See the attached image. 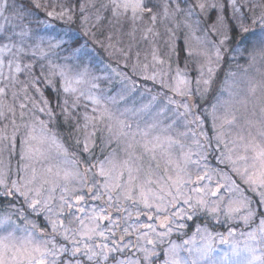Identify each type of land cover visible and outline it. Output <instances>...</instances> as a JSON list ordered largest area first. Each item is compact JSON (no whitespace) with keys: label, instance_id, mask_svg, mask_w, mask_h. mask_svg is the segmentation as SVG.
<instances>
[{"label":"snow or ice","instance_id":"1","mask_svg":"<svg viewBox=\"0 0 264 264\" xmlns=\"http://www.w3.org/2000/svg\"><path fill=\"white\" fill-rule=\"evenodd\" d=\"M32 2L36 8L41 7L37 0ZM181 2L183 0H162V2L161 0H104L100 8L105 15H101L100 10L97 9L96 23L93 27H98L102 20L107 19L110 27L119 25L117 31L127 26L130 29L129 35H133L137 29H140L142 38L148 40L149 36L155 38L159 35L155 30L158 22L174 21L178 13L186 11V15L191 16L195 8L201 11L217 10L215 20L205 32L204 38H198V44L204 47L210 33L221 36L218 42L212 43L215 62L219 63L223 58L222 49L231 43V33H250L244 10L247 8L251 11L259 6L251 3L250 0H216L211 4L204 0H197L194 6H189L185 10L181 8ZM7 3L8 0H0V119H7L8 113H15V107L7 102V96L11 89L21 83L18 74L26 78L22 89L25 99H30L27 93L29 88H33L43 100L44 107L39 110L44 112L49 104L43 99V93L38 86L41 83V77L45 75L43 70L36 75L33 72V63H23L24 57L29 53V49L25 47V38L30 35L27 25H23L25 10L21 6L19 9H14L12 15H6ZM95 6L96 0H85L79 3V13L82 24L86 26V35L90 30L87 25L91 23L88 10ZM73 15V8L64 3H53L51 10L47 11L48 17L61 20L67 18L71 21ZM196 23L199 25L200 22ZM251 23L259 24L264 33V14L252 19ZM167 31L173 33L174 38L175 29H167ZM107 38L112 39L111 35ZM38 39L43 42L45 37L40 36ZM53 39L55 38H48L50 48H58L63 43L62 40L52 43ZM259 43L260 54L264 56V36ZM230 50L234 55H243L248 48ZM76 51L79 50L76 49ZM187 52L188 56L194 55L191 47L187 49ZM195 54L207 56V50ZM32 55H35L34 51ZM152 60L159 65L165 63L158 57L155 49L152 52ZM212 65L211 56H207L206 63L199 65L197 69L199 75L194 81L195 89L193 80L188 76L187 65L184 69L177 67L172 75H169L170 68L168 71L160 69L158 72H153L151 76H146L145 79L160 83L174 96L186 98L198 92L201 85H209L215 72ZM49 67L50 69L58 68V71L51 72V75L61 78L59 90L72 97V108L77 107L81 98L90 101L92 105L102 104V97L92 92V89L97 88L95 83H91L90 87H83L90 83L87 79V71L70 75L64 66L50 64ZM5 68H7V74L4 71ZM44 82L51 84L52 80L46 79ZM258 90L264 98V80L259 83H253L250 80L248 95L255 96ZM17 96L18 93L12 91L14 100ZM153 99L155 100L156 97ZM166 99L168 104L183 107L186 112L190 111L186 100L177 102L172 96H166ZM247 102V97L239 102L244 105L245 112H247ZM223 105V122L230 125L236 123L237 116L232 111L230 101H224ZM68 106L69 100L64 99L61 111L65 114L66 122L73 118ZM19 107L23 110L26 105L20 103ZM33 107H36L34 102ZM92 112L96 113L97 107H93ZM261 113L258 121L249 116L244 118V125L241 127L246 126L247 131L246 135L239 136V146L243 150V155L238 159L244 161L245 167L243 171L239 168L234 169L254 192L257 189H264V109ZM47 115L52 118L54 110L48 108ZM250 115L255 116V111ZM23 116L24 113L21 112V119ZM105 118L113 119L107 109L101 111L98 116L85 113L83 125L76 126L77 130L84 133L82 139H77L76 143L89 156L92 155L96 146H99L103 152L113 142L116 143V147L112 148L108 155L103 159H97L96 163L88 164L83 171L79 168L78 160L71 161V167L67 166V160L63 164L44 166V162L50 159L52 146H55L57 153L65 157H67V150L57 142L55 137L47 135L43 121L39 122V133L33 122L32 125L27 126L26 136L20 140V161L23 163L18 169L20 173L18 179L11 180L9 183L4 161L0 159V196L22 197L27 210L36 215H43L45 219L44 226L40 227L34 221L27 220L21 213V217L25 219V227L20 228L11 216L0 218V264H83L79 258L81 255L94 264H105L108 261H111V264H142L141 259L131 258L132 249L144 253L143 260L148 261L154 253L143 245H139V241L144 240L147 244H152L153 241L149 239V235L155 232V227L152 223L140 224L141 215H146L148 221H153L156 218L155 214L175 209L171 212L173 217L183 216L186 214V209L178 207L181 201L190 208L194 207L191 203L193 197L184 192L185 186L205 179L211 180L212 177L205 172L204 175H198L195 181L192 180L186 168V164L191 160L190 154L182 153L179 156L176 154L175 146L179 144V141L161 134L153 135L157 127L155 123L143 129L137 125V128L133 129L130 123L117 119L115 125L107 126L108 136L97 145L94 139L96 133L89 132L88 129L90 126L94 127L95 122ZM12 123L15 125V120ZM14 140L15 132L11 139L6 134L0 135V156L5 151H9V155L13 154V151L9 149L10 147L12 150L15 149ZM228 160H231V156ZM232 163L235 164V161ZM37 165L41 166L37 167ZM93 169L95 172L92 171ZM206 189L207 186L203 189L194 188L191 191L201 193ZM258 194L261 198L259 204L264 207V191H259ZM212 195L215 193L213 192ZM169 197L171 199H168ZM89 200L102 201V205L88 206ZM196 203L204 205L205 201L201 198ZM235 203L239 206L230 207L229 212L249 208L247 201ZM261 215L264 216V213ZM133 216L136 221L135 226L129 224ZM254 216L255 212L249 209L244 217L245 222L253 219ZM167 222L168 217H165L160 226L163 227ZM121 229L118 242L115 237L117 231ZM258 230L264 235V218L260 219ZM133 233L137 234V242L123 243L125 238ZM249 235L252 239H256L254 233ZM108 241L111 242V246ZM233 254L239 253L234 250ZM121 255L124 256L123 259L120 258ZM253 259L259 258L253 257ZM247 264H251V261Z\"/></svg>","mask_w":264,"mask_h":264},{"label":"rangeland","instance_id":"2","mask_svg":"<svg viewBox=\"0 0 264 264\" xmlns=\"http://www.w3.org/2000/svg\"><path fill=\"white\" fill-rule=\"evenodd\" d=\"M72 1L73 0H59V2L57 0H37V2L41 4V7L36 8L32 0H8L6 5L8 9L6 15H12L14 9H19L23 6L25 10V20L23 21V25H27L30 30V35L25 38V47L29 49V52H35L38 50V52L35 53L41 54L43 48L49 47V37L55 38L51 41L52 43H55L57 40H62L63 42L65 40L64 36L59 31L58 24L55 25L52 23L61 19L48 17L47 11L51 10V5L53 3H64L71 6ZM263 1L264 0H250L251 3H255L259 6L251 11L247 8L244 10L247 15L246 23L249 29L260 26L259 24L253 25L251 21L252 19L259 17L258 15H254V11L261 8ZM204 2L208 3V0H204ZM185 6L188 8L190 5L188 4ZM199 10L200 9H198V11ZM214 12L216 18L217 10H214ZM104 21L106 22L107 19L103 20V22ZM17 23L20 22L17 21ZM38 23L41 24V27L39 25L37 26ZM163 24H166V27L172 26L171 23L167 21L158 22L155 26V30L157 32L166 33L167 31L164 29L166 27H163ZM118 28L119 25L111 29L115 34L114 36H118V42H125L124 40H126V42L129 43L134 37L138 36V38H142L140 29H137L133 35H129L128 32L130 29L125 26L120 30L123 33V35L120 36L118 35ZM16 31H19V29H16ZM211 34L212 33L209 34L208 42H206L204 47H200V49L203 51H205V49L207 50V56H211L213 60L212 67H214L216 72L219 63L215 62L212 43L218 42L222 37L215 35L216 38L213 39ZM40 36L45 37L43 42L38 39ZM87 36L90 38L94 46L100 47L104 51H109L111 45L109 46L108 42H104L101 38L94 36L92 32L91 35L87 34ZM255 36L257 38L255 39L256 43L254 45L255 49H253V55L254 58L257 59L253 61L254 69L249 70V61L252 60L249 55L245 65L240 63L237 67L235 66L236 74H229L231 76L225 75L221 81L219 80L220 84H217L215 83L214 72L209 85H201L198 92L193 96L186 98L174 96L167 88H164L160 83H156V85L159 86L158 89L153 85V80L145 79L146 76H150L149 74L138 76L135 73L133 75L138 77V80H140L143 85L140 82V84L136 81L134 82V78L131 74H128L125 77V81L121 83L111 96L108 95L110 91H106V94L102 93L104 91L100 90V84H103L102 82L105 80L111 79L110 71L106 68H101V62L94 55V50H86L84 48L85 42L83 41L77 43L74 42L72 52L69 50L67 51L68 56L59 59L55 58L54 62H51L53 65L64 66L70 75L87 71V79L90 83L83 87H90L91 83L97 85V88L92 89V92L97 96L102 97V104L99 106L92 105L90 101L81 98L77 107L72 108V97L63 93L61 90L63 101L64 99L69 100V112L73 114V118L76 117L78 119L80 117L79 125H83V116L85 113L90 116H98L104 109L110 111L111 109L108 107L109 103H115L120 97H126V95L131 94V92H129V85L134 82V84L140 88L139 93L133 95L138 99L135 100L134 98L124 107L118 108L119 110L117 111L123 113V115H127V117H129L128 119H131L128 121L133 129H136L137 125L143 129L147 125L155 123L157 127L153 131V135L161 134L162 136L171 137L174 140L179 141V144L175 146L176 154L178 156L182 153L190 154L191 160L186 164V168L188 173L191 174L193 181L196 180L198 175H204L205 172H208L212 177L211 180L205 179L199 183L188 184L185 186L184 192L186 195L193 197L191 203L194 205V207L190 208L188 205L183 204L182 201L178 204V207L186 209L185 215L173 217L171 212L175 211V209L155 214L156 218L153 221H148L146 215H141L139 221L140 224L152 223L155 227V232L149 235V239L153 241L152 244H147L144 240L139 241V245H143L154 253L149 257L148 261L143 260L144 253L137 252L134 248L132 249L131 258L141 259L142 264H247L248 261H251V264H264V235L258 230L260 219L264 218V216L261 215L264 213V207L259 204L261 198L258 193L259 191H264V189H257L256 192L252 191L251 187L244 183L240 175L234 170L235 168H239L243 171L245 167L244 161L238 159L239 156L243 155V150L239 146V136L246 135L247 131L246 126L244 128L241 127V125H244V118L245 116H249L251 119L258 121L262 114L261 110L264 109V98H262L261 92L258 90L255 96H249L247 92L250 80L253 83H259L264 80V56H262L259 51V41L261 37L264 36V33H262L261 30H258L256 31ZM198 38L202 39L204 36H198L194 33L188 34L187 39L189 42L191 41V43L189 44L187 42L186 50L191 47V49L194 48L195 52L199 53ZM66 41L68 40H65V42ZM91 42L89 41L90 45ZM35 45L39 46L34 47ZM133 47V53L145 58L147 60L146 63L152 66V69H157L158 67L162 69L165 65V63L163 65L156 64L152 60L153 49L156 50L158 57L163 60V56L159 49L160 47L157 44V39H153V37L149 36L148 40L142 41V46L136 44L135 46L133 45ZM115 48L116 50L114 51L119 55V52L121 51H119L117 47ZM233 48H237V46ZM76 49L79 51H76ZM126 49H129L128 46H125V51ZM52 50H54V48H52ZM223 52L224 51H222V53ZM56 54H58V52H56ZM44 55L52 57L51 53ZM197 55L198 58L194 59L195 75L191 76L189 71H187L188 76L193 80L194 89V81L199 75L197 69L200 64L206 63L207 59V56L205 55ZM120 56L125 57L124 55L122 56V53ZM245 58H247L246 55ZM240 65L243 67L241 68L243 70L237 71ZM246 68H248V70H246ZM52 69L54 72L58 71V68ZM4 71L7 74V68H5ZM174 72L175 70L170 75L174 74ZM57 77L60 82L61 78L59 76ZM18 78L20 79L19 74ZM205 78H207V76ZM130 79L133 82H131ZM213 87H216L214 93H212ZM14 89H11L8 92V98H12V91H14ZM150 90L154 91L151 92ZM160 90H163L164 101H161L162 97H158L161 95L159 92ZM142 91L145 94H141ZM166 96H172L177 102L182 99L186 100L189 104L190 111L186 112L183 107H177L175 104H168ZM153 97H156V99L154 100ZM246 97L248 101L247 112H245L244 105L239 103ZM206 100H208L207 104H205ZM224 101H230L232 111L237 116V122L234 124L230 125L223 122ZM214 105L216 107H214ZM93 107H97L96 113L92 112ZM114 107L116 108L117 106L115 105ZM203 111L205 112V117L203 116L204 121H202L203 118L201 115ZM253 111L256 113L255 116L250 115ZM197 117L199 118L198 120ZM205 122L206 124L211 123L209 133L206 132ZM109 124L115 125L116 121H113L112 123L110 122ZM39 131L40 130H37L38 133ZM88 131L91 132V126ZM229 156H231V160H228ZM67 157L57 153L55 146H52L50 149V159L44 162V166L63 164L64 161L67 160V166L71 167V160ZM0 159H3L4 161V167L5 171L8 173L9 183H11V180L18 179L20 173L15 169L16 165L12 168V165H8L2 156H0ZM232 161H235V164H233ZM22 163L23 162H20L18 168ZM40 166L41 165H37V167ZM80 169L83 171L84 166ZM92 171L95 172V169ZM89 176H91V173H89ZM205 186H207V189L204 192L196 193L191 191V189L194 188L203 189ZM213 192L215 195H212ZM6 197H8L7 199L10 198V196ZM201 198L205 201L204 205L196 203V201ZM168 199L171 198L169 197ZM238 201H247L249 208H241L238 212H229L230 207L235 208L239 206L235 203ZM94 204L102 205V201H88V206ZM249 209L255 212V216L253 219L245 222L244 217L248 214ZM201 213L204 220L202 222L199 218L201 217ZM7 214L4 216H7ZM4 216H0V218H3ZM8 216H11L16 224L20 222L17 224L20 228L25 227V219H20L21 214L13 215V213H10ZM134 216L133 219L129 220V224L135 226L136 221ZM189 216L191 217L190 219ZM36 217L40 218L42 223L41 227H43L45 224L44 216L36 215ZM165 217H168V222L161 227V222L165 220ZM27 220L34 221L31 218ZM213 221L218 223L217 228L211 226ZM36 224L38 225V223ZM188 227H191L192 229L190 230ZM143 231H147V229H143ZM121 232L122 229L117 231L115 237L118 242L120 241ZM250 233H254L256 239H252L249 235ZM130 241L132 243L137 242L136 233L125 238L123 243H129ZM108 243L109 246H111V242L108 241ZM234 250L239 254L234 255ZM253 257H258L259 259H253ZM79 258L82 260L83 264H94V262L87 261L82 255ZM120 258L123 259L124 256L121 255ZM105 264H111V261L105 262Z\"/></svg>","mask_w":264,"mask_h":264},{"label":"trees","instance_id":"3","mask_svg":"<svg viewBox=\"0 0 264 264\" xmlns=\"http://www.w3.org/2000/svg\"><path fill=\"white\" fill-rule=\"evenodd\" d=\"M59 2V0H57ZM104 0H96V6L95 8H91L88 10V14L91 16V23L87 25V27L90 29L88 34L91 35L94 34V36L101 38L104 42H108L110 48L109 51H104L100 47H96L92 44L90 38L85 34V25L82 24L81 20V14L79 13V3L85 2V0H73L71 3V7L73 8V19L72 21H69L67 18L63 20H56L55 22H52L53 24L57 25L59 31L64 36L65 40H68L63 43H61V46L58 48H52L45 47L43 48V52L35 53V55H32V52H29L27 56L24 57L23 62L24 63H33V72L36 75H39L41 71L43 70L44 76L41 77V83L38 85L41 89V92L43 93V99L47 100L49 102L48 108L54 110V116L50 118L47 115L48 108L45 109L44 112H41L39 109L41 107H44L43 100L41 99V96L39 93L35 92V89L29 88L27 95L30 97V99H25V93L22 91L24 84L26 83V78L24 75H20V81L21 83L17 84L14 91L18 93V96L15 98V100L12 98H8L7 96V102L11 105H14L15 107V113H8L7 119H0V135H7L11 139L13 136V132H15V149L12 150L11 147L9 150L13 151L12 155H9V151H5L2 154V157L5 159L6 163L8 165L13 166L16 165L15 169L18 170V166L20 164V151H21V145L20 140H22L28 131L27 126L32 125L33 122H35V127L37 130H40V121H43L46 125V131L48 135L54 136L57 141L63 145V147L67 150V156L70 158L71 161L78 160L79 161V168L85 166L87 167L88 164L96 163L97 159H103L104 156H106L109 152H111L112 148L116 147V143L113 142L109 147H107L103 152H101V148L99 146L94 147V150L92 152V155L89 156L87 153H84L82 151V147L78 146L76 143L77 139H82L83 132L80 130H77L76 126L80 122V117L77 119L71 118L66 122L65 114L61 111V108L63 107V97L61 90H59V78L57 76L51 75V72H54L53 69H50L49 65L51 62H54L55 58H62L68 56L67 51L69 50L72 52V47L74 42L77 43L79 41L85 42V49L86 50H94V55L100 60L101 62V68H106L110 71L111 79L105 80L100 84V90L104 91L102 93L106 94V91H110L108 95H112V93L125 81V77L128 74H131V76L134 78V82H140L138 80L139 78L134 76L135 73L138 76H145V75H152L153 72H158L160 68L152 69V66L148 65L146 63V59L137 56L133 53V45L139 44L142 46L143 38L134 37L131 42H118V36H114L113 30H111L113 27H110L107 22L103 20L99 23L98 27H93V24L96 23L95 21V13L97 9L100 10L101 15H105L103 12V9L100 8L101 3H103ZM216 0H208V3H214ZM194 5L196 4V0H183L181 2V8L187 9L185 5ZM189 7V6H188ZM197 10H194L193 14L191 16L186 15V11H183L181 13H178L175 17V20L170 22L171 27H166V24H163V27L166 31L167 29H175L174 32V38L173 33L170 32H158L159 35L155 37L157 39V44L159 45L160 52L163 56V60L165 61V65L163 66V70L168 71L169 68L171 69L169 75L177 68L180 67L182 69L185 68V65H187L186 70L189 71V74L195 75V62L194 59L198 58V55L195 54L194 48H192L194 55L188 56V52L186 50V44L187 42L190 44L187 37L188 34H196L198 36H204L205 32L209 29V26L211 25L212 21L215 20V12L213 9H207L206 11H201L195 8ZM184 13V14H183ZM264 14V1L262 2L261 8L254 11V15L261 16ZM186 15V16H185ZM183 16V18H182ZM185 16V17H184ZM252 17V15H251ZM187 18V19H186ZM197 21H199V25H197ZM41 27V24L38 23L37 26ZM179 25V27H177ZM260 28V26H257L256 28H250L249 34H242V33H231L232 40L231 43L225 46L222 51V59L217 65L218 68L215 72V83L220 84L219 80L221 81L223 77L231 76L233 73H235V68L241 63L246 64L247 59L250 55L252 60L249 61L250 69H254L253 61H255L257 58L253 59V49H255V39L257 38L256 31L261 30L257 29ZM262 31V30H261ZM164 33V34H161ZM111 35L112 39L109 40L107 37ZM118 35H123L122 31H118ZM211 36L213 39H215V34L212 33ZM118 39V40H117ZM154 39V38H153ZM29 40V39H28ZM89 41L91 42V45L89 44ZM215 41V40H214ZM174 44V48H173ZM44 45V44H43ZM70 45V46H68ZM131 45V46H130ZM125 46H128L129 49H126ZM237 46V48H243L247 47L248 51L244 52L243 55H234L233 52L230 50L233 47ZM121 51L119 52V55L116 50V48ZM133 47V48H132ZM138 47V46H137ZM200 45L198 50L202 52L203 50L200 49ZM52 50V51H51ZM183 50V51H182ZM114 51V52H112ZM197 51V50H196ZM260 51V50H259ZM35 52H38L36 50ZM58 52V54H56ZM50 56H45L44 54H50ZM122 53L121 57L120 54ZM245 55L247 58H245ZM194 57V58H193ZM231 62V63H230ZM41 66H43V69H41ZM236 66V67H235ZM243 68L241 65L238 67L237 71H242ZM248 70V68H246ZM152 71V72H151ZM236 71V72H237ZM231 74V75H229ZM236 74V73H235ZM236 76V75H234ZM46 79H51L52 83L47 84L44 81ZM136 79V80H135ZM213 79V80H214ZM131 82H133L130 79ZM134 82L129 85V92L131 94L126 95V97H120L119 100L115 103H109V113L112 114L113 119L108 120L105 118L104 120L95 122L94 127L91 126V132L94 131L96 133V136L94 137L96 144L99 145L100 141L108 136L107 132V126L109 123L116 121L117 119L124 120L126 123H129L127 115H121L119 113L118 108L124 107L127 103H130L134 98L135 100L138 99L134 97L133 95L139 93L140 88H138L137 85L134 84ZM141 83V82H140ZM139 83V84H140ZM158 82H154L153 85L156 86L159 89V86L156 85ZM142 84V83H141ZM212 84V83H211ZM210 84V85H211ZM143 85V84H142ZM213 85V84H212ZM215 85V84H214ZM151 92L154 90H150ZM216 91V87L212 88V93ZM128 92V93H129ZM161 95L158 97H162L161 101H164V95L163 90L159 91ZM162 92V93H161ZM141 94H145L143 91ZM197 98V97H196ZM116 100V98H115ZM209 100V99H208ZM208 100H206L205 104H207ZM33 102L35 103L36 107H33ZM20 103H25L26 107L22 110L19 107ZM117 106L116 108L114 106ZM21 112L24 113L23 119H21ZM204 114V115H203ZM202 115V121H204L205 112L203 111L201 113ZM204 116V117H203ZM206 119L208 121V118L206 116ZM205 119V120H206ZM15 120V125H13L12 121ZM209 123V122H207ZM205 128L206 132L209 133L210 131V124H206L205 122ZM208 128V129H207ZM18 129V130H17ZM67 157V158H68ZM87 162V163H86ZM82 170V169H80ZM8 197L0 196V216H4L7 213V216L10 213L14 214H21L23 213L24 217L27 219L31 218L36 223H38V226L41 227L42 223L40 221V218L36 217L34 213H31L30 210H27V205L24 203L22 197H11L7 199ZM18 199V200H17ZM11 203V204H8ZM11 207V210H10ZM200 221L203 220V216L201 213ZM20 219H23L22 217ZM18 222L17 224H19ZM22 225V224H20ZM213 228L218 227V223L216 221H213V224L211 225ZM190 230L191 227H188Z\"/></svg>","mask_w":264,"mask_h":264}]
</instances>
